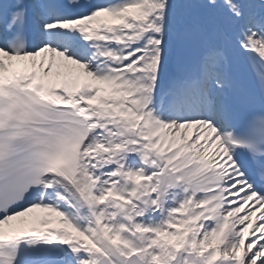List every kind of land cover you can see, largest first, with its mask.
I'll return each mask as SVG.
<instances>
[{
	"label": "snow or ice",
	"instance_id": "obj_1",
	"mask_svg": "<svg viewBox=\"0 0 264 264\" xmlns=\"http://www.w3.org/2000/svg\"><path fill=\"white\" fill-rule=\"evenodd\" d=\"M0 264H264V0H0Z\"/></svg>",
	"mask_w": 264,
	"mask_h": 264
},
{
	"label": "bare ground",
	"instance_id": "obj_2",
	"mask_svg": "<svg viewBox=\"0 0 264 264\" xmlns=\"http://www.w3.org/2000/svg\"><path fill=\"white\" fill-rule=\"evenodd\" d=\"M41 215V214H40Z\"/></svg>",
	"mask_w": 264,
	"mask_h": 264
}]
</instances>
